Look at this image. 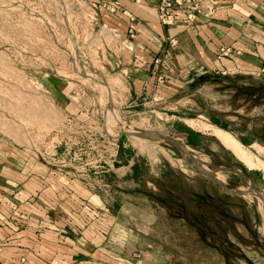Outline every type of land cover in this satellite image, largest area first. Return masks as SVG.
<instances>
[{"label":"rangeland","instance_id":"374dc122","mask_svg":"<svg viewBox=\"0 0 264 264\" xmlns=\"http://www.w3.org/2000/svg\"><path fill=\"white\" fill-rule=\"evenodd\" d=\"M107 32L91 4L83 0H0L1 138L32 152L47 148L67 111L77 112L79 107H71V101L81 103L83 115L86 110L91 115L103 113L113 125L108 130L122 137L120 117L129 133L150 139L137 138L138 156L149 165V159L157 160L150 167L154 178L149 171L142 180L139 171L115 182L123 206L121 230L126 233L123 247L113 246L121 263L260 264L264 259V84L254 89L247 80L246 117L237 128L246 140L242 146L253 156L255 167L250 169L213 137L203 142L205 151L193 150L175 127L159 128L148 116L131 125L118 116L115 93H120L115 91L110 99V92L113 84L120 83L112 75L123 51ZM52 82L70 87L69 98L53 94L47 88ZM213 86L221 89L226 81ZM219 100L217 107H226V96ZM164 137L189 147L188 153L179 155ZM254 137L259 141H250ZM195 163L227 189L195 168ZM159 167L174 173L158 180ZM150 197L162 207H155Z\"/></svg>","mask_w":264,"mask_h":264},{"label":"crops","instance_id":"0c3cea01","mask_svg":"<svg viewBox=\"0 0 264 264\" xmlns=\"http://www.w3.org/2000/svg\"><path fill=\"white\" fill-rule=\"evenodd\" d=\"M218 2L212 19L201 17L193 25L180 22L174 27L160 24L157 0H120L116 14L97 10L98 23L111 30L116 47L123 51L116 62L125 88L116 100L118 115L129 122L148 116L159 128L175 127L185 140L189 130L200 134L203 142L210 137L218 140L212 131L216 128L242 144L245 139L237 128L246 117L247 80L254 89L264 84V0ZM221 48L231 50L222 61ZM216 81H226V87H214ZM70 91L65 87L63 98H69ZM221 95L226 96V107L218 108ZM75 105L71 101L70 106ZM137 138L150 140L141 133L121 137L117 182L139 172ZM148 161L153 169L157 160ZM58 179L18 144L0 140V264H123L113 251L117 243L123 247L126 235L120 225L123 206L115 208L117 186L112 185L114 195L97 194L77 182L65 186ZM93 212L104 216L101 230L90 229ZM260 261L264 264L263 258Z\"/></svg>","mask_w":264,"mask_h":264},{"label":"built area","instance_id":"2783aa9c","mask_svg":"<svg viewBox=\"0 0 264 264\" xmlns=\"http://www.w3.org/2000/svg\"><path fill=\"white\" fill-rule=\"evenodd\" d=\"M83 1L91 4L88 0ZM91 7L96 14L100 8L110 14H116L120 10L121 3L120 0L96 1L91 4ZM218 7V0H157L156 3L158 20L164 27H174L180 22L193 25L201 17L212 19ZM123 14L128 16L131 22H134L135 19L131 14L126 11ZM102 29L108 30L107 33H110L109 35L114 38L107 26L103 25ZM115 43L117 45L116 39ZM171 45L175 47L176 41L171 40ZM230 53V49L221 48L219 60H224ZM159 63L160 60H156V64ZM112 77L118 78L117 70L114 71ZM162 80L163 78L159 76L158 81L162 82ZM113 85L115 89L114 92H110V99L114 98L115 91L121 93L124 88L121 81L119 85L116 83ZM115 94L117 100L118 95ZM73 97L77 98L74 95ZM77 107L79 108L76 113L67 111L64 115L63 125L55 131L56 134H64V137L59 139V135L55 134L56 138L51 139L49 146L43 147L39 152H32L24 146L18 145V147L42 162L58 176L61 184L70 186L73 182H77L94 193L110 195L112 185L106 181L105 176L114 171V166L120 163L118 158L121 136L120 134L113 135L108 130V127L112 128L113 125L108 124L103 113H99L100 111L91 115L89 110H86L83 115L84 109L81 103H78ZM117 123L122 126V134L129 133V130H125L123 127L127 125V122L123 123L119 117ZM130 123L132 125L133 122ZM0 140L6 142L4 138H0ZM93 214L89 224L90 229L101 230L104 216L99 212H93Z\"/></svg>","mask_w":264,"mask_h":264},{"label":"trees","instance_id":"16d2710c","mask_svg":"<svg viewBox=\"0 0 264 264\" xmlns=\"http://www.w3.org/2000/svg\"><path fill=\"white\" fill-rule=\"evenodd\" d=\"M47 86H48L47 88L55 95H61L62 91L64 89L63 86H61V85H59L57 83H53V82L50 83ZM221 128H224V127L222 126ZM242 142L245 143L244 141H242ZM186 144L188 146L198 150V151H205V148L203 147V139H202L201 135L198 134V133H195V132H193L191 130L187 131ZM128 157H131V155H128ZM123 158H125V157H123ZM136 164L138 165V170L142 172V180H144V178L147 177V175L149 174V171H150V175H152V177L154 178V175L151 174L152 172L150 170V166L147 164V162L145 160L137 159ZM117 166L118 165L116 164V166L114 167V171H112L111 173H109V174H107L105 176L106 181L108 183H110L111 185H113L114 189H115V186H116L115 182H117V172H116V167ZM173 173L174 172L172 170H162L161 178H158V180L169 179L170 176L173 175ZM128 192L130 194L139 193V191H137V190H130ZM111 194H113V190H111ZM115 197L117 198V201L115 203V208H119V206L121 204V202L119 200V195L117 194V195H115ZM149 200L152 201L153 205L158 208L159 202H156L155 198L150 197Z\"/></svg>","mask_w":264,"mask_h":264},{"label":"bare ground","instance_id":"6f19581e","mask_svg":"<svg viewBox=\"0 0 264 264\" xmlns=\"http://www.w3.org/2000/svg\"><path fill=\"white\" fill-rule=\"evenodd\" d=\"M208 128V129H207ZM205 129L210 130V127H205ZM214 135L220 140V142L230 151H232L240 160L250 169H254L255 164L253 162V156L251 153L246 150L242 144H240L234 137L230 134L223 132L222 130L214 128L213 130ZM136 134V133H132ZM256 148V146L254 145ZM248 168V169H249ZM256 169V168H255ZM257 198V197H256Z\"/></svg>","mask_w":264,"mask_h":264},{"label":"water","instance_id":"95a60500","mask_svg":"<svg viewBox=\"0 0 264 264\" xmlns=\"http://www.w3.org/2000/svg\"><path fill=\"white\" fill-rule=\"evenodd\" d=\"M125 135L128 136H134L135 134H131V133H127ZM164 140L171 145L173 148H175L178 152H180L181 154H187V147L176 142L175 140H172L170 138L164 137ZM195 168H197L200 172H202L203 174L207 175L210 179H212V181L216 182V184L220 185L222 188H224L225 190L227 189L224 185H222L220 182L216 181L212 175H210L204 168H202V166H200L199 164L195 163L193 165ZM229 190V189H228ZM231 192V190H229ZM233 192V191H232Z\"/></svg>","mask_w":264,"mask_h":264}]
</instances>
